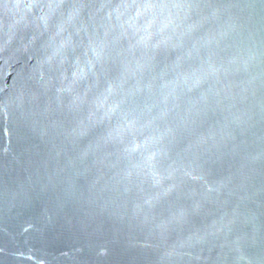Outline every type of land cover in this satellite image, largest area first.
I'll list each match as a JSON object with an SVG mask.
<instances>
[{"label":"water","instance_id":"water-1","mask_svg":"<svg viewBox=\"0 0 264 264\" xmlns=\"http://www.w3.org/2000/svg\"><path fill=\"white\" fill-rule=\"evenodd\" d=\"M0 264H264V0H0Z\"/></svg>","mask_w":264,"mask_h":264}]
</instances>
